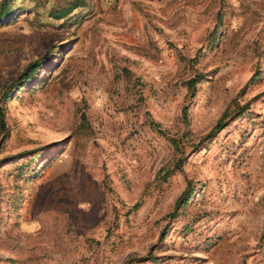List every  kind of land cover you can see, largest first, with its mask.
Segmentation results:
<instances>
[{"label":"rangeland","instance_id":"rangeland-1","mask_svg":"<svg viewBox=\"0 0 264 264\" xmlns=\"http://www.w3.org/2000/svg\"><path fill=\"white\" fill-rule=\"evenodd\" d=\"M4 4L0 264H264V0Z\"/></svg>","mask_w":264,"mask_h":264},{"label":"crops","instance_id":"crops-1","mask_svg":"<svg viewBox=\"0 0 264 264\" xmlns=\"http://www.w3.org/2000/svg\"><path fill=\"white\" fill-rule=\"evenodd\" d=\"M264 195V192H256L255 196L261 197ZM218 226H226L225 223L223 225ZM227 226H236V229H244L246 227H260L264 226V203H257V205H251L248 210L239 211L238 214L235 215L232 223L227 224Z\"/></svg>","mask_w":264,"mask_h":264},{"label":"trees","instance_id":"trees-1","mask_svg":"<svg viewBox=\"0 0 264 264\" xmlns=\"http://www.w3.org/2000/svg\"><path fill=\"white\" fill-rule=\"evenodd\" d=\"M9 12H10V9L8 7V4L1 5V7H0V14L6 15ZM30 66L31 65H28V67L26 69L27 71H29ZM24 74H25V72H24ZM222 123L223 122L221 121V119H219L218 122H217V124H216V127L215 128H217V129L220 128ZM0 124H1V127L4 129L5 126H4V121H3V113L1 112V110H0Z\"/></svg>","mask_w":264,"mask_h":264}]
</instances>
